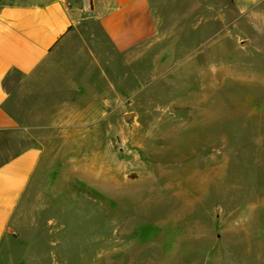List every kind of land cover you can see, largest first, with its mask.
<instances>
[{"label":"rangeland","instance_id":"1","mask_svg":"<svg viewBox=\"0 0 264 264\" xmlns=\"http://www.w3.org/2000/svg\"><path fill=\"white\" fill-rule=\"evenodd\" d=\"M151 1L158 40L110 57V131L0 132V163L50 141L71 182L26 206L34 264H264V0Z\"/></svg>","mask_w":264,"mask_h":264},{"label":"crops","instance_id":"2","mask_svg":"<svg viewBox=\"0 0 264 264\" xmlns=\"http://www.w3.org/2000/svg\"><path fill=\"white\" fill-rule=\"evenodd\" d=\"M158 36L151 0H0V132L57 131L62 138L54 146L71 147L79 143L74 131H110L123 97L112 91V52H137ZM18 98L26 100L22 121ZM51 147L38 142L0 163V264H34L27 236L39 224L29 222L26 232V206L42 195L56 199L57 189L48 192L50 170L63 181L58 188L71 186L62 153L53 160ZM54 208L53 202L48 210ZM52 222L61 240L51 257H59L56 250L72 253L77 239L68 226Z\"/></svg>","mask_w":264,"mask_h":264}]
</instances>
